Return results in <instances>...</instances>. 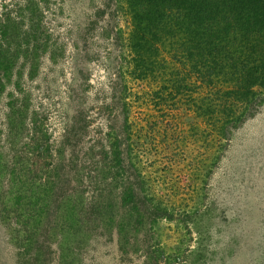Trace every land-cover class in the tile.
<instances>
[{"label": "rangeland", "instance_id": "obj_1", "mask_svg": "<svg viewBox=\"0 0 264 264\" xmlns=\"http://www.w3.org/2000/svg\"><path fill=\"white\" fill-rule=\"evenodd\" d=\"M123 10L122 0H0V44L14 54L0 94L3 154L11 159L14 153L7 148L12 101L26 108L16 145L43 137L53 162L73 156L85 180L83 173L94 168L90 162L102 159L126 92L131 156L148 191L170 214L155 226L158 258L147 263L141 251L123 253L115 231L109 236L97 229L67 252L68 262L264 264V104L226 141L204 135L202 121L186 105L174 110L156 101V81L129 77L130 19ZM30 157L33 165L24 167L39 168L42 160ZM9 232L0 219V264H26L19 254L24 241L14 243ZM57 242L48 264H63L66 253Z\"/></svg>", "mask_w": 264, "mask_h": 264}, {"label": "trees", "instance_id": "obj_2", "mask_svg": "<svg viewBox=\"0 0 264 264\" xmlns=\"http://www.w3.org/2000/svg\"><path fill=\"white\" fill-rule=\"evenodd\" d=\"M122 1L130 19L128 75L156 81L158 103L174 110L183 103L202 121L203 134L217 141H226L259 111L264 104V0ZM31 5L25 7L31 10ZM11 56L0 44V94L10 79ZM36 60L30 68H36ZM125 95L119 97V122L109 124L102 159L90 162L94 168L83 173L85 180L73 156L53 162L43 137L17 146L26 108L8 103L7 148L14 153L7 159L0 147V219L11 241H24L19 253L24 263L48 264L58 237L66 253L61 261L70 264L67 252L97 229L109 236L115 231L123 253L141 251L147 263L158 258L155 226L170 214L148 191L131 156L133 123ZM30 156L42 160L39 168L24 167L33 165Z\"/></svg>", "mask_w": 264, "mask_h": 264}]
</instances>
